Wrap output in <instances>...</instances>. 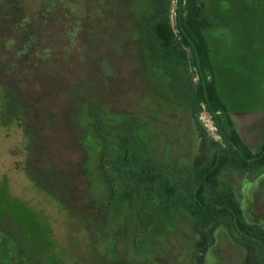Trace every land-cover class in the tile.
Listing matches in <instances>:
<instances>
[{
    "label": "rangeland",
    "instance_id": "1",
    "mask_svg": "<svg viewBox=\"0 0 264 264\" xmlns=\"http://www.w3.org/2000/svg\"><path fill=\"white\" fill-rule=\"evenodd\" d=\"M203 1L216 23L206 35L220 94L257 152L264 142V0ZM166 3L175 26L178 0H0V86H11L22 107V125L0 121V180L38 219L21 228L0 218V251L22 264H264L261 246L232 240L224 222L207 235L185 215L162 230L151 225L130 191L113 196L99 168L102 144L89 123L139 125L147 164L189 170L203 157L199 142L192 145L188 79L153 44L152 25ZM188 73L196 84L199 71ZM209 119L200 116L213 136ZM225 180L244 221L264 230V170L226 173ZM138 228L157 236L155 253L136 251Z\"/></svg>",
    "mask_w": 264,
    "mask_h": 264
},
{
    "label": "trees",
    "instance_id": "2",
    "mask_svg": "<svg viewBox=\"0 0 264 264\" xmlns=\"http://www.w3.org/2000/svg\"><path fill=\"white\" fill-rule=\"evenodd\" d=\"M168 5L166 3L161 16L152 25L153 44L159 48L162 61L180 67L190 80H187L185 93L192 112L195 111V116L192 115L194 124L199 123L201 114L205 113L215 128V135H210L208 142L202 136L198 138L193 124L192 145L195 147L199 142L203 157L199 164L183 170L176 166L151 165L143 160V145L135 133L139 125L111 127L89 123L90 132L102 144L99 168L109 182L113 196L130 191L136 204L152 217L151 225L161 228L176 214L185 215L191 220L193 229L207 235L214 223L224 222L232 240L261 246L263 252L264 230L244 221L237 193L226 182L225 174L232 172L242 177L260 173L264 170V145L257 152L252 150L220 94L211 44L206 35V30L216 23L206 3L203 0H178L175 26L171 23ZM191 66L199 71L196 84L188 77ZM10 87L0 86V121L22 125V107L17 92ZM7 92L12 95L8 96ZM14 111L19 114L13 115ZM30 211L26 204L11 196L8 179L0 180V218L10 217L22 228L24 221L38 220ZM156 237L151 239L146 231L138 228L131 240L139 253H155ZM1 250L0 264H22L8 250Z\"/></svg>",
    "mask_w": 264,
    "mask_h": 264
},
{
    "label": "flooded vegetation",
    "instance_id": "3",
    "mask_svg": "<svg viewBox=\"0 0 264 264\" xmlns=\"http://www.w3.org/2000/svg\"><path fill=\"white\" fill-rule=\"evenodd\" d=\"M193 116H195V113L193 114ZM200 120V119H199ZM197 126H198V128H199V130H200V132H201V136L208 142V140H209V133H208V131H206L205 132V130H204V126H203V124H202V122L201 121H199V123H197ZM239 130H241V128L239 129ZM240 132V131H239ZM242 135V134H241ZM243 137V136H242ZM244 140H245V138H243ZM264 145V142H262L261 143V146L260 147H262ZM262 244V243H261Z\"/></svg>",
    "mask_w": 264,
    "mask_h": 264
},
{
    "label": "built area",
    "instance_id": "4",
    "mask_svg": "<svg viewBox=\"0 0 264 264\" xmlns=\"http://www.w3.org/2000/svg\"><path fill=\"white\" fill-rule=\"evenodd\" d=\"M210 124H212V122H211V121H210ZM212 125H213V124H212ZM212 125H211V127H213V128H214V126H212ZM214 130H215V128H214Z\"/></svg>",
    "mask_w": 264,
    "mask_h": 264
}]
</instances>
